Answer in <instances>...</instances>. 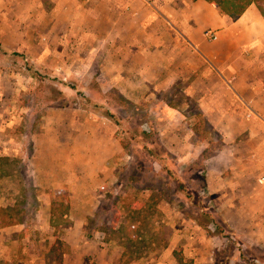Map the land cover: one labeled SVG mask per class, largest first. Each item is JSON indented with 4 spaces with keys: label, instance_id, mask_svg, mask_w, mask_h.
I'll list each match as a JSON object with an SVG mask.
<instances>
[{
    "label": "crops",
    "instance_id": "crops-1",
    "mask_svg": "<svg viewBox=\"0 0 264 264\" xmlns=\"http://www.w3.org/2000/svg\"><path fill=\"white\" fill-rule=\"evenodd\" d=\"M208 29L216 39L205 34ZM38 68L45 76L58 70L64 81L88 87L96 101L102 92H120L129 101L160 105L158 125L146 134L160 136L166 164L181 174L202 167L199 198L212 207L205 211L225 219L250 245L264 247V16L255 4L234 19L207 0H0V163L3 156L34 150V144L48 162L51 149L60 151L56 140L60 146L68 138L66 161L48 162L43 174L98 188L115 177L124 158L117 129L89 110L35 108L37 78L30 71ZM214 134L221 138L218 145ZM154 148L148 144L147 154L158 157ZM142 191L159 200L161 213H173L170 192L159 186ZM0 207L7 208L1 200ZM125 208L146 214L141 203ZM21 223L0 226V261L9 259L2 248L18 246L2 234ZM184 229L190 232L174 233L170 248L151 264H217L212 254L222 239L192 218ZM121 258L146 264L142 255ZM81 262L76 257L74 263ZM68 263L63 257L62 264Z\"/></svg>",
    "mask_w": 264,
    "mask_h": 264
},
{
    "label": "rangeland",
    "instance_id": "rangeland-1",
    "mask_svg": "<svg viewBox=\"0 0 264 264\" xmlns=\"http://www.w3.org/2000/svg\"><path fill=\"white\" fill-rule=\"evenodd\" d=\"M26 62L29 67V60ZM30 72L35 73L37 78L34 79L32 87L36 98L32 101L35 108L40 109L47 105L51 108L64 106L78 108L83 113L84 110L96 113L98 119L102 120L103 117V121L117 129L115 136L123 144L124 158L115 170V177L108 179L103 186L95 188L88 181L82 183L75 180L55 181L51 175L43 174L49 163L61 164L57 161H66V153L69 154L71 151L67 147L68 138L60 142V146L56 140L55 148L60 151L50 150V154L55 157L53 156L49 163L40 157L41 152L35 149V144L34 150L24 149L16 155L3 156L0 163V200L22 221L21 225H17L15 232L2 234L6 240L16 239L18 243L16 248L1 249L8 255L7 263L58 264V254L52 250L57 238L64 242L62 249L65 247L68 249L67 255L63 256L69 258L68 264H75L76 257H81L80 264H126L121 257H136L139 250L144 254L141 258L143 263L156 262L166 246L170 248L175 239L174 233L180 235L190 232L184 229L185 223L190 220L188 215L203 220L202 209L212 208L207 198H199L205 186L200 172L202 167L194 166L193 169H186L181 174L176 167L166 164L168 162L164 154L167 150L165 144L158 141L160 136L146 134L147 131L153 132L158 125L160 105L155 107L150 101L143 104L129 101L120 92L109 94L102 92V97H97L96 101L90 98L86 91L88 87H79L69 80L64 81L63 76L57 73L58 70L57 72L51 70L49 78L45 76L46 72L39 68ZM44 77L48 81L43 83ZM59 81L64 82L59 84ZM166 96L169 97V94ZM108 109L115 114L119 124L106 116ZM63 131L64 128L60 130ZM199 137L203 138L204 135ZM212 137L213 144L218 145L221 139L219 135L214 134ZM148 144L154 145L158 157L147 154ZM157 158L158 162L155 160ZM139 165H143L146 175L156 179V186L174 196L172 214L161 213L157 207L159 200L156 197L147 198L149 191L126 185L125 180L135 171L136 179L138 177L145 179L146 175L139 172ZM194 168L199 169L196 174ZM180 178L188 184V192L181 191ZM198 201L201 202L200 205ZM140 203L142 209L146 211L144 214L146 219L143 220L144 224L140 229L142 238L138 239L132 237L135 232L129 217L127 219L125 217V207L129 204L136 207ZM62 213L65 215L62 216ZM217 219L220 225L225 227V232L229 234L231 240V242L224 240V235L218 238V234H215L216 239L223 241L212 254L217 264H226L230 257L231 262H228L230 264H264V247L250 245L247 240L238 237L235 231L229 229L224 222L225 219L220 217ZM143 239L146 244H143ZM185 242L183 238L177 247L180 253L181 251L183 253L182 246ZM238 252L241 254L237 256ZM183 256L188 257L184 254Z\"/></svg>",
    "mask_w": 264,
    "mask_h": 264
},
{
    "label": "trees",
    "instance_id": "trees-1",
    "mask_svg": "<svg viewBox=\"0 0 264 264\" xmlns=\"http://www.w3.org/2000/svg\"><path fill=\"white\" fill-rule=\"evenodd\" d=\"M207 1L215 6H218L224 13L228 14L234 19L241 16L251 4H255L259 8L261 14L264 16V0H207ZM106 116L112 119L113 121H115L117 124L120 123L119 120L115 117V114L109 109L107 110ZM138 169L139 172H142L144 175L147 174L143 171V165H139ZM135 174L136 171L134 173H131L127 177L125 181L126 185H133L139 189L155 190L156 179H154L149 175H146L145 179H141L139 177L138 179H136ZM198 204L200 205L201 202L198 201ZM139 211L140 210H138L137 212L139 213ZM129 212L130 209H127V212H125L126 214L125 217L126 219L129 217V221L132 222L131 227L134 229L135 232V235H133L132 237H138V234H140V229H141V226L138 225V222L144 219L143 217L144 213L140 211L139 214L138 213L130 214ZM201 213L204 218L203 220L197 219L194 216L188 214L187 215L193 220H195L209 234L212 235L219 234L221 236L224 235V237L225 236L230 237L229 234H226L225 227L220 225L215 215H213L208 211H205V209H202ZM64 215L65 214L62 213V216ZM16 216L17 214H15V212L12 209L8 207L7 208L0 207V226H8L10 224H16L17 222H21V219L17 218ZM63 246H64V242L58 238L56 239L55 244L52 246V250L56 251L58 254L57 255L58 264H62L63 256L65 253L68 252V249H66L67 247H65V249H62ZM141 255H143V252L139 250L138 255L136 257H128V260H131L133 258H139ZM180 261L182 262L181 259ZM0 264H8V263L4 261H0ZM13 264H17V263H13Z\"/></svg>",
    "mask_w": 264,
    "mask_h": 264
},
{
    "label": "built area",
    "instance_id": "built-area-1",
    "mask_svg": "<svg viewBox=\"0 0 264 264\" xmlns=\"http://www.w3.org/2000/svg\"><path fill=\"white\" fill-rule=\"evenodd\" d=\"M205 34H206L207 36H209V38H211V39H216V38H217V34H216V32L213 31V30H211V29H208V30L205 32ZM227 239H230V238L227 237Z\"/></svg>",
    "mask_w": 264,
    "mask_h": 264
}]
</instances>
